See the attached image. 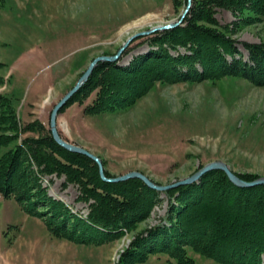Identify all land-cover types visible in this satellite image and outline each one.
Returning a JSON list of instances; mask_svg holds the SVG:
<instances>
[{
	"label": "rangeland",
	"instance_id": "rangeland-1",
	"mask_svg": "<svg viewBox=\"0 0 264 264\" xmlns=\"http://www.w3.org/2000/svg\"><path fill=\"white\" fill-rule=\"evenodd\" d=\"M186 4L187 0H0V134L14 137L0 146V155L24 137L37 136L24 129L27 123L40 122L49 130L54 104L94 57L115 54L135 33L177 22ZM213 11L217 25L212 26L232 29L228 35L237 39L244 58L242 43L264 40L263 18L246 24L241 21L248 14L245 10ZM150 35L132 40L117 63L126 65L146 52L145 38ZM96 93L97 88L80 95L81 103L64 108L57 116V129L62 138L96 155L106 177L139 171L166 185L215 160L235 174L264 176V86L238 76L155 82L126 109L86 113ZM64 181V175L42 178L49 195L73 213L86 215L88 203L76 200L78 185L63 187ZM161 193V201L145 219L100 245L53 237L40 218L25 213L13 197L0 195V264H119L118 256L134 236L165 216L167 196ZM187 253L194 264H219L190 248ZM135 264L177 263L165 252H151Z\"/></svg>",
	"mask_w": 264,
	"mask_h": 264
},
{
	"label": "trees",
	"instance_id": "trees-1",
	"mask_svg": "<svg viewBox=\"0 0 264 264\" xmlns=\"http://www.w3.org/2000/svg\"><path fill=\"white\" fill-rule=\"evenodd\" d=\"M215 7L235 14L245 10L247 16L240 19L246 24L249 19H264V0H194L180 25L145 38L146 52L133 56L126 65L118 60L99 63L60 112L73 102L81 103V96L96 88V97L84 108L86 113L126 109L155 82L238 76L264 86V40L242 43L247 52L244 58L237 39L228 35L232 29L212 26L217 25L212 17ZM24 129L37 136L24 137L0 155V195L13 197L25 213L40 218L53 237L100 245L120 238L161 201L163 193L139 179L102 180L94 161L58 145L42 123H27ZM12 138L0 134V146ZM52 174L65 176L63 187L78 185L76 200L88 203L86 215L73 213L48 194L42 178ZM236 174L246 181L258 177ZM164 193L165 216L134 236L119 264L140 263L151 252H165L177 264H194L187 248L219 264H264V184L239 187L223 171L213 170L198 182Z\"/></svg>",
	"mask_w": 264,
	"mask_h": 264
},
{
	"label": "water",
	"instance_id": "water-1",
	"mask_svg": "<svg viewBox=\"0 0 264 264\" xmlns=\"http://www.w3.org/2000/svg\"><path fill=\"white\" fill-rule=\"evenodd\" d=\"M190 7H191V0H187L186 7H185L180 19L177 22H171V23H167L164 25H158V26H155V27H153L147 31H141V32L135 33V34H133L127 38V40L122 44V46L117 50V52L115 54H113V55H100V56L94 57L91 60V62L89 63V65L87 66V68L85 69V71L78 78L76 83L54 104V106L50 112L49 130H50L51 136L53 137L54 141L58 145L63 147L64 149L71 151V152H75V153L85 155L88 158H90L92 161H94L97 164L100 178L106 182H111V183L123 182V181H127L129 179H135L136 178V179L141 180L147 187H149L153 190H156L158 192H165L169 189H173V188H177L179 186H184V185H189V184L195 183L204 174H206L210 171H213V170H220V171H223L227 175V177L229 178V180L233 184H235L236 186H239V187H253L256 185L264 184V176L259 177L255 180H252V181L243 180L238 175H236L234 172H232L224 162L219 161V160L208 162V163L204 164L201 168H199L196 172L191 174L190 176L185 177L183 179H180L178 181H175L171 184H166V185L156 184L150 178H148L146 175H144L143 173H141L139 171H129V172L122 174V175H119V176L106 177V175L104 173V168H103L102 162L96 155L92 154L91 152H89L88 150H86L85 148H83L79 145L70 143L67 140L63 139L58 132L57 116H58L60 110L68 103V101L72 98V96L75 93H77L80 90V88L87 82V80L91 76L93 70L95 69V67L99 63H111V62L117 61L119 59V57L122 55V53L125 51L127 46L132 42V40H134L137 37L150 35L152 33L158 32V31H164V30L172 29V28H175L176 26L180 25L181 22L183 21L184 17L186 16V14L188 13Z\"/></svg>",
	"mask_w": 264,
	"mask_h": 264
},
{
	"label": "crops",
	"instance_id": "crops-1",
	"mask_svg": "<svg viewBox=\"0 0 264 264\" xmlns=\"http://www.w3.org/2000/svg\"><path fill=\"white\" fill-rule=\"evenodd\" d=\"M59 239V238H58Z\"/></svg>",
	"mask_w": 264,
	"mask_h": 264
}]
</instances>
